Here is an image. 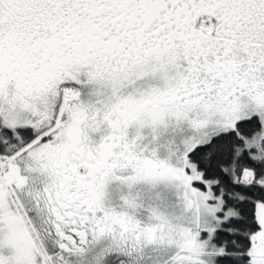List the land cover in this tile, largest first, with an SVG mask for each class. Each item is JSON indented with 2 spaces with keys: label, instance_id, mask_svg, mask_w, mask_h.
Returning a JSON list of instances; mask_svg holds the SVG:
<instances>
[{
  "label": "snow or ice",
  "instance_id": "obj_1",
  "mask_svg": "<svg viewBox=\"0 0 264 264\" xmlns=\"http://www.w3.org/2000/svg\"><path fill=\"white\" fill-rule=\"evenodd\" d=\"M0 264H264V0H0Z\"/></svg>",
  "mask_w": 264,
  "mask_h": 264
}]
</instances>
